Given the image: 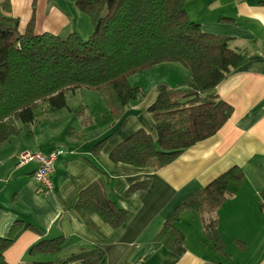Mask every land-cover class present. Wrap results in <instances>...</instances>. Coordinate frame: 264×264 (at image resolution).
<instances>
[{"label":"crops","instance_id":"obj_1","mask_svg":"<svg viewBox=\"0 0 264 264\" xmlns=\"http://www.w3.org/2000/svg\"><path fill=\"white\" fill-rule=\"evenodd\" d=\"M10 3L8 14L19 18L22 32L34 17L37 33L67 37L79 33L75 22L85 18L71 0ZM186 10L204 32L229 37V46L247 55L216 88L220 98L233 106L231 118L215 135L158 170L111 161L113 149L138 129L158 139L149 107L158 98L159 85L183 87L191 76L180 62H162L129 78L144 94L132 100L119 118L111 115L105 99L99 112L89 103H80L84 113L77 115L78 106L69 104V95L89 92L77 89L67 94L68 108L32 123L19 122V134L0 143V236H7L14 222L23 224L5 252L7 262L65 260L79 264L86 258L105 256L107 264H264V0H189ZM88 35H92L90 31L85 37ZM73 115L78 123L72 124ZM107 136L95 152V144ZM58 146L66 152L56 163L54 188L45 191L34 177L36 163L19 164V158L27 151L50 152ZM234 166L243 170L244 177L230 179L227 199L216 212L181 213L176 224L185 236L183 253L173 252L157 240L187 196ZM99 178L107 181L109 196L131 212L119 228L98 215L87 222L77 211L80 193ZM146 179L151 180L149 188L125 196L131 184ZM212 217L218 221L223 250L210 243L204 232V219ZM60 236L67 238L60 252L30 254L40 240Z\"/></svg>","mask_w":264,"mask_h":264},{"label":"trees","instance_id":"obj_2","mask_svg":"<svg viewBox=\"0 0 264 264\" xmlns=\"http://www.w3.org/2000/svg\"><path fill=\"white\" fill-rule=\"evenodd\" d=\"M90 16L94 33L83 38L78 32L61 37L51 32L37 33L34 17L25 31L20 20L9 15L10 0L0 6V143L19 134V122L28 124L46 113L68 108L67 94L88 88L102 93L114 118L144 94L129 78L162 62H180L191 71L184 86L158 87L159 95L149 107L158 139L141 128L120 142L111 152L114 163L157 170L174 162L185 150L215 135L231 118L234 109L216 93L229 73L241 66L247 55L229 46L230 38L204 32L186 10L189 0H71ZM231 20V19H225ZM83 105L75 109L84 113ZM46 108V109H44ZM109 136L97 142V152ZM104 175L105 172L101 171ZM107 177V175H106ZM244 172L234 166L201 190L190 194L177 206L157 235V240L176 253L185 250L184 234L177 227L182 212H216L229 193L231 178L242 179ZM151 180L131 184L130 197L149 188ZM77 211L90 222L98 215L113 228L124 225L131 212L108 194L107 181L99 178L80 193ZM29 228L41 232L32 224ZM14 222L5 237L0 236V264L18 232ZM204 232L217 249H224L215 217L204 219ZM65 236L42 239L30 254L57 253ZM21 264H68L67 261H33ZM79 264H107L105 256L86 258Z\"/></svg>","mask_w":264,"mask_h":264},{"label":"built area","instance_id":"obj_3","mask_svg":"<svg viewBox=\"0 0 264 264\" xmlns=\"http://www.w3.org/2000/svg\"><path fill=\"white\" fill-rule=\"evenodd\" d=\"M262 55L264 57V52ZM65 152L66 150L61 146L56 147L50 152L43 150L27 151L20 155L19 164L35 162L37 165L34 173L35 180L43 190L49 191L54 188L53 174L56 170V163Z\"/></svg>","mask_w":264,"mask_h":264},{"label":"rangeland","instance_id":"obj_4","mask_svg":"<svg viewBox=\"0 0 264 264\" xmlns=\"http://www.w3.org/2000/svg\"><path fill=\"white\" fill-rule=\"evenodd\" d=\"M73 1H71L72 3ZM72 5L74 7L75 4L72 3ZM83 15H84V20H82L81 22H75V26L77 28V30L79 31L80 35L83 36V38H88V37H85V35L87 34L88 31H90V34H93L94 33V27H93V23H92V20L90 18L89 15H87L86 13L84 14L83 12ZM83 91H89L87 92L88 94H86V92L82 93L81 92H78V94L74 97L73 95H69V104L71 106H74V107H77L80 103H89L90 106L92 107V109H95L96 112H99L101 107H102V103L104 102V98H103V95L101 92L97 91V90H94V89H88V88H82ZM93 93H97V94H93ZM100 95H99V94ZM85 100V101H84ZM46 109V108H44ZM48 114V113H46ZM72 124H74L75 122L78 123L79 122V119L77 116L73 115L72 118ZM47 125V124H45ZM45 130H48L45 129ZM97 140V139H96ZM95 140V142H96Z\"/></svg>","mask_w":264,"mask_h":264}]
</instances>
